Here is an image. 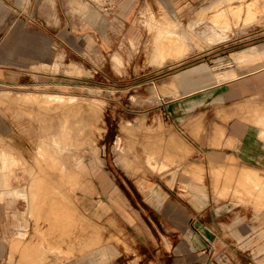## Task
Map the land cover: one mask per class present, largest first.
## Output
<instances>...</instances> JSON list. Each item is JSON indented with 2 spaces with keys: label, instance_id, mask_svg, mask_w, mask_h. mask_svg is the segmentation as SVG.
Instances as JSON below:
<instances>
[{
  "label": "rangeland",
  "instance_id": "374dc122",
  "mask_svg": "<svg viewBox=\"0 0 264 264\" xmlns=\"http://www.w3.org/2000/svg\"><path fill=\"white\" fill-rule=\"evenodd\" d=\"M209 1L37 0L32 17L19 15L14 26L0 35V64L16 79L0 84V93L8 89L14 95L68 92L97 99L96 103L81 100L63 105L37 101L22 107L0 100L6 130L11 131L9 124H14L26 145L25 152L10 146V136L0 137L4 139L2 160L8 157V169L19 168L25 176L21 183L28 185L26 212L19 216L24 225L14 245L22 254L35 247L53 256L50 261L37 257L34 264H148L140 244L120 222L92 223L63 176L72 175L80 159L94 161L103 170L136 174L146 166L142 158L149 151V141L142 137L146 132L137 124L168 121L157 115L153 119V114L161 101L159 93L175 89V82H165L169 76L202 63L210 66V72L225 70L237 65L235 51L253 46L264 49V0H214L199 15L212 16L206 28L197 26L191 36L170 30L164 35L159 29L152 45L149 28L158 29L170 21L171 26L185 27L195 19V10ZM16 2L25 6L22 0ZM152 15L158 19L148 23ZM172 19H180L181 24L172 25ZM165 42L169 50L163 49ZM194 42L203 48H193ZM239 65L251 70L264 65V59ZM38 143L36 171L30 164V177L22 156L32 163ZM75 177L82 178L81 174ZM232 261L219 253L214 264Z\"/></svg>",
  "mask_w": 264,
  "mask_h": 264
},
{
  "label": "crops",
  "instance_id": "0c3cea01",
  "mask_svg": "<svg viewBox=\"0 0 264 264\" xmlns=\"http://www.w3.org/2000/svg\"><path fill=\"white\" fill-rule=\"evenodd\" d=\"M22 1L25 6L0 0L1 36L19 15L32 17L37 11V0ZM213 2L199 6L195 19L185 27L173 25L181 24L180 19H172L173 26L171 21L158 29L147 26L153 34L152 45L159 29L163 34L170 30L191 36L197 26L206 28L212 16L199 15ZM153 18L148 17V23ZM193 44L203 48L199 42ZM234 53L235 67L210 72V66L202 63L165 80L175 82L176 90L159 93L161 101L153 119L157 115L168 121L137 124L149 141L148 154L142 158L146 166L139 172L130 176L80 159L72 175L63 176L92 223L120 222L140 244L148 264H214L219 253L231 258L232 264H264V65L251 70L239 65L264 59V49L253 46ZM10 77L0 64V84L16 81ZM9 125L11 131L0 114V137L10 136V146L26 152L14 124ZM39 147L40 143L32 163L22 156L30 177L29 166L36 171ZM3 152L4 139H0V155ZM0 168V264H34L37 257L50 261L51 252L33 247L22 254L14 245L23 224L20 213L26 212L28 185L21 183L25 176L19 168L8 169V157L0 156Z\"/></svg>",
  "mask_w": 264,
  "mask_h": 264
},
{
  "label": "bare ground",
  "instance_id": "6f19581e",
  "mask_svg": "<svg viewBox=\"0 0 264 264\" xmlns=\"http://www.w3.org/2000/svg\"><path fill=\"white\" fill-rule=\"evenodd\" d=\"M18 35L20 36V34H18ZM164 35H165V33H164ZM169 36H170V34H169ZM181 36L182 35H179L180 39L182 40L183 39L182 37H184V36H182V37ZM162 38L165 39V36H163ZM158 40L160 43L162 42V41H160V39H158ZM163 42H164V40H163ZM162 47H164L163 49L169 50L166 42L163 43ZM161 50H162V48H161ZM8 90L1 91L0 100H3V101L12 100L20 107L25 106V105L37 104V103H35L37 101H38V103L45 101V102H53V103H57V104H61V105L65 104V103L74 104L75 102H79L81 100L87 101V102L89 101L91 103L97 102L96 101L97 99H95V98H93V100H88L85 97H80L79 95H76L73 93H68V92H44V91L33 92V91H27V92H20V93L18 92L17 95H14V94H11ZM3 92H6V94H3Z\"/></svg>",
  "mask_w": 264,
  "mask_h": 264
}]
</instances>
